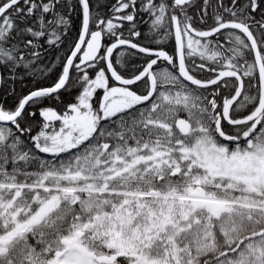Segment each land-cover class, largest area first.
<instances>
[{
  "label": "snow or ice",
  "instance_id": "obj_1",
  "mask_svg": "<svg viewBox=\"0 0 264 264\" xmlns=\"http://www.w3.org/2000/svg\"><path fill=\"white\" fill-rule=\"evenodd\" d=\"M0 264H264V0H0Z\"/></svg>",
  "mask_w": 264,
  "mask_h": 264
}]
</instances>
